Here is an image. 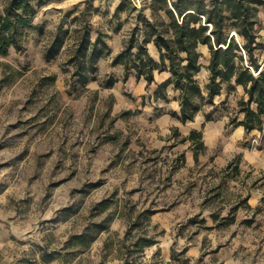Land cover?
I'll list each match as a JSON object with an SVG mask.
<instances>
[{"label": "rangeland", "instance_id": "1", "mask_svg": "<svg viewBox=\"0 0 264 264\" xmlns=\"http://www.w3.org/2000/svg\"><path fill=\"white\" fill-rule=\"evenodd\" d=\"M152 1L46 0L0 52V264H264V200H246L264 171L237 170L223 137L197 161L157 83L114 62ZM255 16L264 41L263 4ZM86 24L108 45L95 72L77 51ZM239 107L223 105L228 125Z\"/></svg>", "mask_w": 264, "mask_h": 264}, {"label": "trees", "instance_id": "2", "mask_svg": "<svg viewBox=\"0 0 264 264\" xmlns=\"http://www.w3.org/2000/svg\"><path fill=\"white\" fill-rule=\"evenodd\" d=\"M45 1L6 0V4L0 6V52L6 53L11 47H22L23 26L30 22L32 15ZM126 1L131 0H122L116 12L125 7ZM260 4L264 5V0H153L150 5L152 16L145 12L138 15L129 43L114 58V62L125 63V78L129 77L131 68H135L136 77H145L148 83L155 79L156 70L172 71V76L160 85L159 94L166 97L171 82L181 90L180 118L183 122L195 119L204 103H214L224 84L235 80L244 85L248 97L239 99L238 111L245 113L244 118L238 120L236 114L231 122L237 121L249 131L263 129L264 62L256 54V49L264 47V41L256 31L258 19L255 16ZM150 42L158 46L160 60L151 53ZM63 43L64 39L59 33L48 47L46 56H55ZM201 43L208 44L211 51L207 93L197 77L204 66ZM106 44L101 35L93 40L91 26H84V35L77 51L87 57V71L97 70V60L108 47ZM135 47L137 51H134ZM80 54L78 57H81ZM116 80L112 79L111 84ZM207 118H213L212 114ZM175 128L178 129L177 126ZM192 138L200 140L195 147V159L198 161L200 148L205 147L203 132L193 129L183 140ZM235 168L240 169L239 165ZM249 195L246 196L247 201ZM155 242L148 239L147 244ZM124 264L134 263L125 261Z\"/></svg>", "mask_w": 264, "mask_h": 264}, {"label": "crops", "instance_id": "3", "mask_svg": "<svg viewBox=\"0 0 264 264\" xmlns=\"http://www.w3.org/2000/svg\"><path fill=\"white\" fill-rule=\"evenodd\" d=\"M150 51L153 56L160 60V50L155 42L149 43ZM200 49L202 50L204 66L202 70L198 73L197 77L199 79L200 75L204 76V84L201 82L202 86L207 93V84L210 80V70L208 68L211 51L208 44L201 43ZM172 71L169 69L165 70H156L155 71V81L157 91L160 85L169 79L172 76ZM152 81V82H153ZM151 82V83H152ZM205 85V86H204ZM229 85H232V88H228ZM181 90L171 82L168 86V95L162 97L165 102V112L169 114L170 117H173V122L176 126L185 134H190L193 129H198L203 132V139L206 145V148H213L217 146L219 139L222 137L225 139L223 152L227 150L232 155H241L242 160L238 164L239 168L244 165L250 164L257 171H264V144L260 146H255L254 148L249 147L246 144V141L250 139L251 136H254L258 133L259 129H253L252 131L247 130L245 125L236 124L228 125L229 115L225 113L226 110H223V105L232 104L233 108L238 106V100L245 96L248 97L245 87L241 83H237L235 80L227 82L224 84L223 90L221 93L215 96L214 103H204L201 110L197 113L195 119L188 120L183 122L180 118L181 115V100H180ZM160 98V97H159ZM235 98L238 100L235 101ZM161 99V98H160ZM161 99V100H162ZM236 102V103H235ZM212 112L214 117L211 119L207 118V113ZM239 120H242L245 116L244 112H239ZM187 126V129L182 127ZM208 137H210L208 139ZM259 183H264V174L258 177ZM256 200V203L255 201ZM264 200V193L253 191L248 197L249 204L254 207L258 204H262ZM264 210V207L262 208Z\"/></svg>", "mask_w": 264, "mask_h": 264}]
</instances>
